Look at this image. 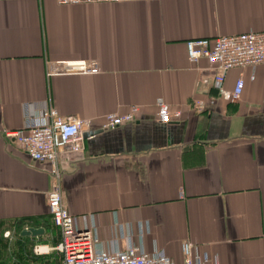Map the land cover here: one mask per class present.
Listing matches in <instances>:
<instances>
[{
    "label": "crops",
    "instance_id": "crops-1",
    "mask_svg": "<svg viewBox=\"0 0 264 264\" xmlns=\"http://www.w3.org/2000/svg\"><path fill=\"white\" fill-rule=\"evenodd\" d=\"M250 31L264 32V0H0V258L20 220H49L52 190L50 164L5 132L34 128L52 105L91 123L84 155L61 163L62 191L69 213L93 216L107 246L117 224L146 222V249L175 264L184 241L218 264H264V64L229 72L227 90L245 81L238 102L211 103L214 66L191 64L186 48ZM83 60L100 73L47 75L50 62ZM160 99L181 113L172 124L158 121ZM134 106L135 122L103 130L108 114Z\"/></svg>",
    "mask_w": 264,
    "mask_h": 264
},
{
    "label": "built area",
    "instance_id": "built-area-1",
    "mask_svg": "<svg viewBox=\"0 0 264 264\" xmlns=\"http://www.w3.org/2000/svg\"><path fill=\"white\" fill-rule=\"evenodd\" d=\"M61 6L81 4H120L139 0H55ZM188 60L196 65L206 59L214 66L213 88L218 97L211 98V103L218 99L238 102L245 88V81L238 80L234 90L225 88L229 72L235 68H251L255 74L264 64V32L250 31L235 36H220L215 39H192L186 43ZM100 73L97 61L50 62L48 77L58 75H85ZM191 107L198 112L206 108L204 100H196ZM158 121L163 125L173 123L174 117L170 106L162 99L157 101ZM140 114V108L134 106L130 112L121 115L108 114L103 130H114L124 124L133 123ZM38 125L32 129L7 130L5 136L15 141L21 150L35 162L50 164L52 190L48 193V208L54 226L60 233V242L56 246L37 244L34 252L50 255L58 252L62 255L60 264H175L174 260L163 251L149 252L145 247V237L151 233L149 223L117 224L113 239L107 246L95 231L93 216H72L64 203L62 191V162H77L85 152V134L91 123L80 117H63L52 105L46 106L34 117ZM26 224L24 229H29ZM5 239H12V232L4 233ZM124 245V247H123ZM183 264H218L198 244L183 242Z\"/></svg>",
    "mask_w": 264,
    "mask_h": 264
},
{
    "label": "rangeland",
    "instance_id": "rangeland-1",
    "mask_svg": "<svg viewBox=\"0 0 264 264\" xmlns=\"http://www.w3.org/2000/svg\"><path fill=\"white\" fill-rule=\"evenodd\" d=\"M49 232L51 234L46 235L41 240H35V244L31 242L22 244L18 234H13L12 239L5 245V254L0 258V264H50L54 261L53 256L40 255L34 252V247L37 244H48L55 246L53 237H58L56 229L50 226ZM8 240V239H7Z\"/></svg>",
    "mask_w": 264,
    "mask_h": 264
},
{
    "label": "trees",
    "instance_id": "trees-1",
    "mask_svg": "<svg viewBox=\"0 0 264 264\" xmlns=\"http://www.w3.org/2000/svg\"><path fill=\"white\" fill-rule=\"evenodd\" d=\"M29 222H34V223H36L35 220H33V219H23V220H20V221L17 223V230L19 231V232H18V236L20 237V240H21L22 244H27V243L31 242L32 245H34V244H35V240H36L37 238H35V239H30V238H24V237H21V233H22V231L24 230V227H25L26 224L29 223ZM50 226H51L52 228L56 229V231L58 232L57 228L54 226V223H53V221H52V217H51V215H50L49 220H48L47 222H45V224L41 225V228H44L46 232H45V235L42 236V237H39L38 240H41L42 238H45L46 235L51 234V233L49 232V228H50ZM58 234H59L58 237H56V236L53 237V239H54V241H55V243H54L55 246L60 242V233L58 232ZM50 256H53V258H54V261H53L52 263H50V264H60V263H61L62 255H61L60 253H58V252L55 251V252H53L52 254H50Z\"/></svg>",
    "mask_w": 264,
    "mask_h": 264
},
{
    "label": "water",
    "instance_id": "water-1",
    "mask_svg": "<svg viewBox=\"0 0 264 264\" xmlns=\"http://www.w3.org/2000/svg\"><path fill=\"white\" fill-rule=\"evenodd\" d=\"M90 135V133H86L85 134V138H88ZM45 229L44 228H35V227H30L29 229H24L21 233V237L24 238H39L45 235Z\"/></svg>",
    "mask_w": 264,
    "mask_h": 264
}]
</instances>
